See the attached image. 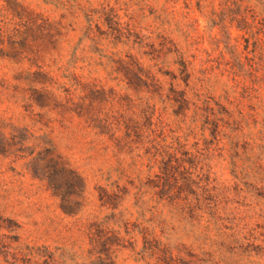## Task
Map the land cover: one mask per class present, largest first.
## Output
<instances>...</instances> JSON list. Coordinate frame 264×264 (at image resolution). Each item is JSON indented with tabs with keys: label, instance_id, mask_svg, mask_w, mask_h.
I'll list each match as a JSON object with an SVG mask.
<instances>
[{
	"label": "trees",
	"instance_id": "16d2710c",
	"mask_svg": "<svg viewBox=\"0 0 264 264\" xmlns=\"http://www.w3.org/2000/svg\"><path fill=\"white\" fill-rule=\"evenodd\" d=\"M155 20L159 27H142L137 16L102 5L87 16L85 32L67 65L56 70L59 75L35 73L47 81L33 80L29 89L36 94L33 85L41 86L37 94L49 100L48 108L36 98L38 108L82 122L95 144L117 160L119 179L127 170L137 172L124 186L117 181L97 190L99 209L108 214L87 227L92 264H113L114 248L135 249L138 241L140 262L184 264L175 254L179 247L170 244L179 227L211 246L216 240L221 246L226 239L248 245L255 236L264 238V223L248 228L231 208L241 193L238 164L255 131L264 144V40L258 38H264V21L249 24L243 18L235 39L223 36L212 39L209 50L191 51L161 32L160 15ZM52 28L47 46H37L39 60L62 42L59 29ZM83 43L88 45L76 58ZM96 71L114 77L136 100L93 80ZM214 160L227 163L230 182H219ZM128 197L136 215L131 223L121 211ZM202 257L199 264L221 263Z\"/></svg>",
	"mask_w": 264,
	"mask_h": 264
},
{
	"label": "rangeland",
	"instance_id": "374dc122",
	"mask_svg": "<svg viewBox=\"0 0 264 264\" xmlns=\"http://www.w3.org/2000/svg\"><path fill=\"white\" fill-rule=\"evenodd\" d=\"M105 4L119 9L120 15L137 16L141 26L150 29L160 26L155 20L160 15L161 32L191 51L211 49L212 39H235L242 34L243 18L249 24L252 19L264 21V0H0V264H92L87 227L108 214L99 209L98 188L137 179L136 171L127 170L126 159L125 178L119 179L117 160L95 144L82 122L51 112L49 100L37 94L41 86L33 85L36 94L29 90L33 80L39 85L47 81L35 73L59 75L56 70L67 65L85 32L87 16ZM53 26L62 42L54 54L47 51L39 60L34 56L37 46H47ZM87 45L78 48L76 58ZM243 46L240 41L237 50ZM92 79L136 100L114 77L96 71ZM39 97L48 108L36 106ZM254 133L238 164L241 193L231 207L248 228L264 223V144ZM212 166L220 183L231 181L227 163L214 160ZM121 211L134 222L131 197ZM177 232L170 244L179 247L175 254L184 264H199L205 254L219 264H264L262 237L255 236L248 245L226 239L222 246L218 240L211 246L187 237L181 227ZM140 248V241L135 249L114 248L113 264H144L136 255Z\"/></svg>",
	"mask_w": 264,
	"mask_h": 264
}]
</instances>
